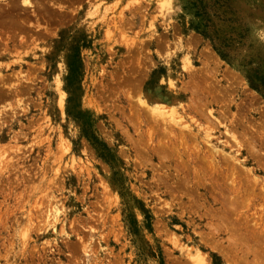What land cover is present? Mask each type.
<instances>
[{"label":"rangeland","instance_id":"rangeland-1","mask_svg":"<svg viewBox=\"0 0 264 264\" xmlns=\"http://www.w3.org/2000/svg\"><path fill=\"white\" fill-rule=\"evenodd\" d=\"M11 1L0 264H264V0Z\"/></svg>","mask_w":264,"mask_h":264},{"label":"bare ground","instance_id":"bare-ground-1","mask_svg":"<svg viewBox=\"0 0 264 264\" xmlns=\"http://www.w3.org/2000/svg\"><path fill=\"white\" fill-rule=\"evenodd\" d=\"M11 1V0H10ZM14 3V1H11V3ZM31 1L29 0H23L22 4L24 5V3H27L28 5L30 4ZM10 3V2H9ZM169 1L168 0H160V6H166L168 5ZM9 5V4H8ZM32 6V5H31ZM12 7V6H11ZM13 8V7H12ZM1 12V11H0ZM58 84L61 83V80L58 79ZM62 92V97L60 99V105L61 108H63L64 106V96H65V92ZM179 104V103H178ZM135 105L137 106L139 112L141 113H146L147 115L151 116L153 119H157L159 118V120H163L164 122H169L171 120L175 121V119H177V114H179L178 109H176L175 104L174 105H166L164 102H161L157 99L154 100H150L148 99L146 96H141L137 98V101H135ZM178 107V106H177ZM138 112V113H139ZM182 117V116H181ZM183 118V117H182ZM181 118V119H182ZM154 121V120H153ZM179 121H181L179 119ZM178 122V121H177ZM161 123V122H160ZM168 123V124H169ZM180 122H178L177 124H179ZM182 123V122H181ZM139 124V123H138ZM174 124V123H173ZM167 125V123H166ZM173 127V126H172ZM207 131V130H206ZM174 135V134H173ZM178 135V134H177ZM206 135V134H205ZM212 135V134H211ZM210 135V136H211ZM208 136V135H207ZM170 139V138H169ZM219 139V138H218ZM209 144L212 145V149L214 151L212 152H221L223 149L220 148V146L218 144H216V142H212L211 138L207 140ZM225 144V143H224ZM176 146V145H175ZM209 146V145H208ZM222 154V153H221ZM232 158V157H231ZM238 159V158H237ZM230 160V159H229ZM232 168V167H231ZM54 198V196H53ZM57 198V197H56ZM58 198L55 199L54 203V208L49 210L48 213V218L49 219H54L57 220L60 216L61 213V209L58 205ZM49 222V220H48ZM62 226V225H61ZM187 247V246H186ZM185 247V248H186ZM192 258L195 261V264H208L207 260L205 259V257L203 256V254H201V252L199 250H197V252H195V254L192 255Z\"/></svg>","mask_w":264,"mask_h":264}]
</instances>
